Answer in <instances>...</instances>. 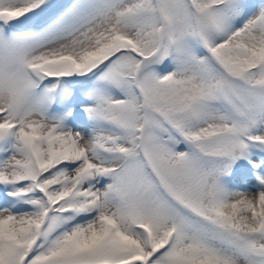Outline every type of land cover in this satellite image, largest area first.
<instances>
[{
	"label": "snow or ice",
	"instance_id": "obj_1",
	"mask_svg": "<svg viewBox=\"0 0 264 264\" xmlns=\"http://www.w3.org/2000/svg\"><path fill=\"white\" fill-rule=\"evenodd\" d=\"M0 264H264V0H0Z\"/></svg>",
	"mask_w": 264,
	"mask_h": 264
}]
</instances>
